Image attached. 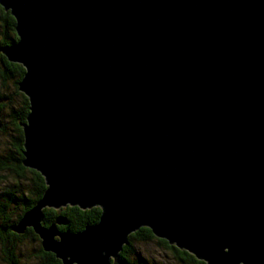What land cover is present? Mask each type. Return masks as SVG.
I'll return each mask as SVG.
<instances>
[{"label":"water","instance_id":"water-1","mask_svg":"<svg viewBox=\"0 0 264 264\" xmlns=\"http://www.w3.org/2000/svg\"><path fill=\"white\" fill-rule=\"evenodd\" d=\"M0 4L18 36L0 51L25 68L23 163L47 185L14 231L64 264H125L141 227L207 264H264V0ZM67 205L100 220L44 226Z\"/></svg>","mask_w":264,"mask_h":264},{"label":"trees","instance_id":"trees-1","mask_svg":"<svg viewBox=\"0 0 264 264\" xmlns=\"http://www.w3.org/2000/svg\"><path fill=\"white\" fill-rule=\"evenodd\" d=\"M16 20L10 13L0 4V46L12 44L18 40L16 33ZM25 68L22 64L11 62L5 54L0 51V79L4 84L9 79L17 78L15 89L9 95L8 103H12L18 99L20 106L15 107L10 105L11 127L3 125L0 132L8 133L7 130L13 131L10 148L3 149L0 153V245L7 254L9 264H25L21 261L22 254L15 252L16 244L25 241L26 237H31L32 240L39 242L36 248L39 260L35 264H64L53 252H48L43 249L40 237L34 232L32 227H28L25 232L18 233L14 228L19 223L22 215L31 209L38 200L42 197L47 185L43 175L32 168L24 165V136L21 123L26 121L29 113L30 103L28 97L19 90L18 83L23 77ZM6 94L0 91V109L2 110ZM7 98V97H6ZM9 127V128H8ZM12 173L14 181H8L6 174ZM100 207H92L82 209L78 206L67 205L59 209L47 207L44 209L43 224L49 226L58 216L65 219L66 223L58 225V229L63 231L80 232L88 225L98 223L100 220ZM157 240L163 243L166 247L171 248L177 255L179 261L183 264H207L205 261L198 259L195 255L187 250L180 249L173 244H170L166 239L158 238L153 234L148 227H141L129 235L128 243L124 245L120 253V258L125 264H136L130 258L135 252L134 243L147 242ZM20 257V258H19ZM132 259V260H131Z\"/></svg>","mask_w":264,"mask_h":264},{"label":"rangeland","instance_id":"rangeland-1","mask_svg":"<svg viewBox=\"0 0 264 264\" xmlns=\"http://www.w3.org/2000/svg\"><path fill=\"white\" fill-rule=\"evenodd\" d=\"M16 79L17 78L9 79L6 84H4L2 80L0 79V91L3 92V94H6L5 98H3L4 104H3L2 110L0 109V123L2 124L1 127L4 124L11 127V124H9L10 118L8 115V113L10 112V107H11L10 105L12 104L15 107L20 106V101L18 99L14 100L11 104L8 103L10 99L9 95L12 94V91H14L15 89L16 85L13 81H16ZM18 88H19V83H18ZM26 121H27V118H26ZM23 123H21V126ZM7 131L8 133L0 132V153L2 152L3 149L10 148L9 142L11 141V136L13 134V131H11L10 129ZM23 136H24V130H23ZM6 176H7L6 179L8 181H14V176L12 175V173H7ZM0 185L3 186L2 184ZM38 246H39V242L32 240L31 237H26L25 241L22 240L21 242H18L16 244L15 252H17L19 255L22 254V257L20 260L24 261L25 264H35L39 260V258L37 257L38 252L36 251V248ZM134 247H135L134 249L136 250V252L135 254L133 253L130 256V258H134L135 260H132V259L131 260L135 262L136 264H183L179 261L176 253L171 248L166 247L163 243L157 240H152V241H147V242L136 241L134 243ZM114 261L115 259H112V262ZM0 264H9L7 261V254L4 252L2 245H0Z\"/></svg>","mask_w":264,"mask_h":264},{"label":"bare ground","instance_id":"bare-ground-1","mask_svg":"<svg viewBox=\"0 0 264 264\" xmlns=\"http://www.w3.org/2000/svg\"><path fill=\"white\" fill-rule=\"evenodd\" d=\"M11 13V12H10ZM14 43V42H13ZM12 43V44H13ZM9 45H11V44H9ZM7 57V56H6ZM44 226H46V225H44ZM48 227V226H47ZM33 228V227H32ZM33 230H34V228H33ZM26 231V230H25ZM35 231V230H34ZM36 233V232H35ZM38 234V233H37ZM38 236H39V234H38ZM41 243H42V241H41ZM48 252H51V251H48ZM55 254V253H54ZM56 255V254H55ZM60 259V258H59Z\"/></svg>","mask_w":264,"mask_h":264}]
</instances>
